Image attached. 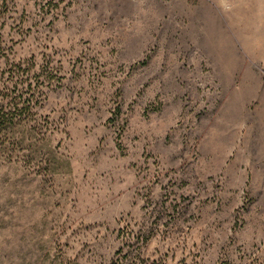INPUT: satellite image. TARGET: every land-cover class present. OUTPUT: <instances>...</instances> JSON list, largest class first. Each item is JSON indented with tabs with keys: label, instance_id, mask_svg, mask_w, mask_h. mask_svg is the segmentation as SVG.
<instances>
[{
	"label": "rangeland",
	"instance_id": "374dc122",
	"mask_svg": "<svg viewBox=\"0 0 264 264\" xmlns=\"http://www.w3.org/2000/svg\"><path fill=\"white\" fill-rule=\"evenodd\" d=\"M0 264H264V0H0Z\"/></svg>",
	"mask_w": 264,
	"mask_h": 264
},
{
	"label": "trees",
	"instance_id": "16d2710c",
	"mask_svg": "<svg viewBox=\"0 0 264 264\" xmlns=\"http://www.w3.org/2000/svg\"><path fill=\"white\" fill-rule=\"evenodd\" d=\"M0 111H1V109H0ZM2 115H4V113H2V114L0 115V117H2ZM0 129H2V128H0Z\"/></svg>",
	"mask_w": 264,
	"mask_h": 264
}]
</instances>
